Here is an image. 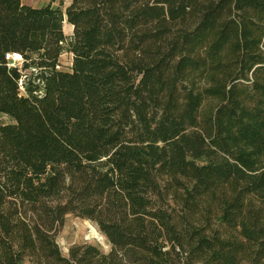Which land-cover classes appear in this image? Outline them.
I'll return each instance as SVG.
<instances>
[{
	"label": "trees",
	"instance_id": "1",
	"mask_svg": "<svg viewBox=\"0 0 264 264\" xmlns=\"http://www.w3.org/2000/svg\"><path fill=\"white\" fill-rule=\"evenodd\" d=\"M0 118V264H264V0H0Z\"/></svg>",
	"mask_w": 264,
	"mask_h": 264
},
{
	"label": "rangeland",
	"instance_id": "2",
	"mask_svg": "<svg viewBox=\"0 0 264 264\" xmlns=\"http://www.w3.org/2000/svg\"><path fill=\"white\" fill-rule=\"evenodd\" d=\"M21 3L32 8H38L46 4H50L52 7L58 8L62 13L64 9L69 5L70 0H21ZM62 32L67 36L68 25L63 17ZM71 62V55L68 53H62L58 58V70L68 71ZM18 65L17 63H13ZM27 74V72H23ZM1 122H6L5 118H0ZM93 228L98 235L101 236V241H97L89 236V228ZM54 242L62 257L68 256V251L74 247L82 245H90L95 247L99 253L107 255L111 251V246L105 239V237L98 231L96 225L86 219H80L71 214H67L63 217L62 223L58 225L53 235Z\"/></svg>",
	"mask_w": 264,
	"mask_h": 264
},
{
	"label": "built area",
	"instance_id": "3",
	"mask_svg": "<svg viewBox=\"0 0 264 264\" xmlns=\"http://www.w3.org/2000/svg\"><path fill=\"white\" fill-rule=\"evenodd\" d=\"M5 60L8 62L9 65H14L13 63H19L20 57L17 54H10L5 55Z\"/></svg>",
	"mask_w": 264,
	"mask_h": 264
},
{
	"label": "bare ground",
	"instance_id": "4",
	"mask_svg": "<svg viewBox=\"0 0 264 264\" xmlns=\"http://www.w3.org/2000/svg\"><path fill=\"white\" fill-rule=\"evenodd\" d=\"M89 236L91 238L96 239L97 241H101V236L96 233V231L93 228H89Z\"/></svg>",
	"mask_w": 264,
	"mask_h": 264
},
{
	"label": "crops",
	"instance_id": "5",
	"mask_svg": "<svg viewBox=\"0 0 264 264\" xmlns=\"http://www.w3.org/2000/svg\"><path fill=\"white\" fill-rule=\"evenodd\" d=\"M62 27H63V25H62ZM67 28H68V31H67V34H66V35L68 36V35H70V33H71V27L68 25Z\"/></svg>",
	"mask_w": 264,
	"mask_h": 264
}]
</instances>
